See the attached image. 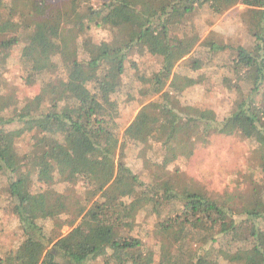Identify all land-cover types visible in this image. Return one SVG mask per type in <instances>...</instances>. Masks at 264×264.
Returning <instances> with one entry per match:
<instances>
[{
    "label": "trees",
    "instance_id": "16d2710c",
    "mask_svg": "<svg viewBox=\"0 0 264 264\" xmlns=\"http://www.w3.org/2000/svg\"><path fill=\"white\" fill-rule=\"evenodd\" d=\"M75 1L72 14L48 0H0V195L12 201L22 237L13 251L0 250V264H264V0H103L98 8ZM237 5L255 13L253 46L211 42L191 53L195 23ZM94 27L109 39H96ZM13 51L25 84L38 86L29 97L5 82ZM145 54L161 58L146 80L133 60ZM217 73L233 83L228 117L168 118L178 97ZM135 80L142 99L153 100L124 129L129 143L153 145L154 155L160 146L170 163L214 136L236 137L251 165L259 161L260 184L233 192L238 201L226 206L177 170L141 182L117 163L118 98ZM55 172L72 189L56 192ZM143 211L169 235L165 252L134 234ZM60 217L84 233L51 240L44 223Z\"/></svg>",
    "mask_w": 264,
    "mask_h": 264
},
{
    "label": "rangeland",
    "instance_id": "374dc122",
    "mask_svg": "<svg viewBox=\"0 0 264 264\" xmlns=\"http://www.w3.org/2000/svg\"><path fill=\"white\" fill-rule=\"evenodd\" d=\"M48 1L53 5L64 4L70 8L72 14L78 7L75 0ZM102 2L103 0H88V4L93 8H98ZM205 14L207 15L206 18L195 23L193 33H191L194 34V37L187 42L191 53L199 47L208 46L211 42H217L233 49H250L253 46V38L248 34L255 21V13L252 9L237 5L225 9L219 17H214L208 12ZM189 29L192 28L187 27V30ZM92 32L98 40L105 41L109 39L108 31L103 28L94 27ZM162 46V44H159L155 47L156 53L162 52ZM17 54V51H13L11 54L8 72L4 76L5 82L7 85L15 86L21 97H29L37 92L38 86H28L21 78L18 72ZM133 60L136 62L138 74L144 80L160 68L161 58L152 54H145L143 57L135 56ZM131 72L132 74L136 73L135 70ZM213 75L214 77L208 82L187 89L182 96L178 97V109H174L168 118L171 119L172 116H176L179 118L180 123L185 121L183 119L185 117H196L203 118L207 122L213 121L216 124L228 117L234 110L232 80L225 79L222 73ZM143 89L140 82L135 80L131 84L130 81L118 98L120 102V117L118 120L120 124V145L115 157V161L117 163L121 162L130 168L139 181L147 182L149 178L163 176L168 172L177 170L178 173L184 174L187 178L208 189L226 206L237 203V197V199H233L229 196L233 192L242 193L250 183L251 187L260 184L259 161H255L251 165L248 147L236 137L214 136L207 144L198 146L190 157L170 163H167L166 158L162 157V150L159 145L154 155L153 145L150 147L151 149L149 148L150 150L141 151L142 146L129 143L122 135L124 129L130 124L138 111L153 100L146 101L142 99ZM126 94H130L133 98L130 100ZM0 104H5V102L0 100ZM20 149L25 151L27 147L20 144ZM147 159L150 160L148 169L144 167ZM54 175V190L56 192L63 193L66 189L71 188L66 181L59 179L56 172ZM74 191L75 193L80 192L81 187L74 188ZM12 205V201L7 194L0 195V250L3 252L13 251L22 238L18 230V222L10 211ZM146 214L148 213L143 211L137 215V223L140 226L134 230V234L141 238L152 250L163 253L166 251L169 235L165 234L166 237H161L159 232L156 231L155 219H144ZM44 231L51 240L65 236H70L71 239L76 240L80 233H84L82 228L78 227L77 223L71 222L68 217H60L45 222ZM195 247L196 245L192 249H195Z\"/></svg>",
    "mask_w": 264,
    "mask_h": 264
}]
</instances>
